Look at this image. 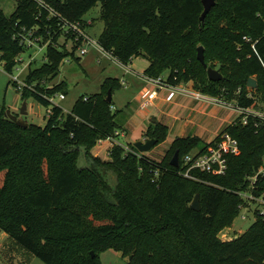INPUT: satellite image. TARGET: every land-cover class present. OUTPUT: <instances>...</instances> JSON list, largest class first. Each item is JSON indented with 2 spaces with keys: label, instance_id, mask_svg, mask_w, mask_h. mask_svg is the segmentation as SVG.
<instances>
[{
  "label": "trees",
  "instance_id": "16d2710c",
  "mask_svg": "<svg viewBox=\"0 0 264 264\" xmlns=\"http://www.w3.org/2000/svg\"><path fill=\"white\" fill-rule=\"evenodd\" d=\"M41 1L59 15L39 0H19L11 15L0 12V62L9 73L27 51L19 39L24 27L52 37L47 61L30 67L27 76L37 91L25 89L23 100L34 97L49 107V96L65 94L64 82L45 84L76 53V47L56 45L62 22H83L101 3L105 28L99 43L124 64L145 56L148 75L170 70L171 82H192L204 93H224L243 105L264 103V0H216L204 21L202 0ZM200 46L209 66L224 75L221 81L210 79L198 58ZM251 77L256 88L248 85ZM120 84L108 78L101 92L79 98L67 113L53 105L44 125L21 126L6 115L7 106L0 108V228L46 264H102L101 254L109 249L121 252L128 264H264L261 208L241 235L220 237L245 204L241 193L251 190L264 200V126L253 119L245 125L238 117L222 131L241 147L239 155H229L225 174L194 169L196 178H189L171 164L176 151L182 163L214 142L197 135L178 136L161 160L134 143L115 144L103 159L92 151L98 141L126 131L125 110L108 101L109 89L114 94ZM169 131L154 119L144 136L158 145ZM197 194L200 210L190 207Z\"/></svg>",
  "mask_w": 264,
  "mask_h": 264
},
{
  "label": "rangeland",
  "instance_id": "374dc122",
  "mask_svg": "<svg viewBox=\"0 0 264 264\" xmlns=\"http://www.w3.org/2000/svg\"><path fill=\"white\" fill-rule=\"evenodd\" d=\"M18 2L19 0H0V12L2 11L6 15H11L16 10ZM82 20L85 24L86 31L98 41L105 28V21L102 18V4L98 3L93 6L83 15ZM60 40L62 43L65 42L64 37H61ZM73 47L74 42L70 39L67 44V49L72 51ZM46 52V48H41L40 46L31 47L21 55L24 62L20 65V68L23 66L28 67L27 64H29L32 57H34L32 68L40 67L47 61V59H45ZM135 60L137 61L136 70L139 72H137V74L142 75L145 72L142 68L149 59L145 56H141L135 57L134 61ZM129 67L132 68L130 63ZM19 71V68H14L12 73H9L4 69L3 61L2 63L0 62V108L2 106H7L13 113L21 115L20 111L23 103L24 101H27L28 114L25 118L30 123L44 125L47 121V110L49 107L36 100L34 97H29L26 100L22 99L21 92H19L16 84L12 81V74L16 75ZM28 71L29 70L25 71L23 77H25ZM128 73L129 72L124 65L117 62L114 57L111 58L108 53L102 52L99 47L95 45L91 46L88 53L84 55H81L80 50L77 49L75 55L70 54L67 56L62 62L58 74L54 77L48 78L45 84L47 86H54L64 82L65 98H61V93H59L54 96L53 103L63 107L65 113H67L72 110L79 98L101 92L102 86L108 78L118 77L121 86L115 89L114 103L119 108H125V112L129 113L130 118L126 127L130 130L131 135L128 138L125 136H119L117 141L123 145H127L128 142L133 141L130 142V144L135 143V141L142 137L141 128L145 126L146 123H149L151 118L155 116L148 113L150 110L152 111L153 106H149L146 109L141 108V103L143 102V85H141L140 81L132 82ZM169 73L170 70L165 71L164 76L167 77ZM139 77L141 78V76ZM188 83L192 84V82ZM260 104L264 107L263 103ZM226 109L232 111L235 117L239 116V113L235 111V109ZM176 137L177 133H174L170 128L166 141L155 145L151 151L145 153L150 158L161 160L168 152L167 149L169 143H171ZM141 139H143V137ZM146 139L147 138L143 140ZM94 148L92 150L93 154L102 156L98 151L94 152ZM106 154L107 151H103V155ZM83 161L85 160L83 159ZM83 161H81V164L84 163ZM250 191L251 190L241 193V197L245 200V204L240 206V214L235 219L233 225L220 232V237L222 239L230 240L241 235L254 222L256 218V209H262L263 200L254 198ZM100 260L102 264H128V261L123 257L122 253L114 249H109L103 252ZM0 264L46 263L0 228Z\"/></svg>",
  "mask_w": 264,
  "mask_h": 264
},
{
  "label": "built area",
  "instance_id": "2783aa9c",
  "mask_svg": "<svg viewBox=\"0 0 264 264\" xmlns=\"http://www.w3.org/2000/svg\"><path fill=\"white\" fill-rule=\"evenodd\" d=\"M42 6H45L49 9L52 15H59L57 14L52 7H49L46 5L43 1L39 0ZM36 28H23V31L19 33L20 41L25 47L27 48V51L34 46H40L41 48L48 49L49 45L53 43L52 37L46 39L43 35L37 34ZM62 33L60 35L59 41L56 45L61 46L62 44H65L67 47L68 41L71 39L74 42V47H76V50H80V54L84 55L88 53L89 48L91 46L97 45L99 49L102 52L108 53L111 58L114 57L115 60L122 65L125 66L128 72L131 71L128 64H124L121 62L118 58H116L111 52L106 50L100 43L99 40L96 41L87 31L85 28V25L81 21L77 22H70L67 20H63L62 22ZM61 37L65 38V42H61ZM26 52V51H25ZM24 53V52H23ZM21 53L17 58V65L15 69L19 68L20 71L18 74L14 75L12 74V81L16 84L17 89L19 92H22L25 89H30L32 91H37V82L29 83L27 81V76L30 71V67H32V63L34 61V57H32L29 64H27L28 67H21L20 65L23 64L24 59L21 57L23 54ZM47 59V56L46 58ZM100 61V60H99ZM28 68V69H26ZM26 70H29L28 73L23 77ZM140 75V74H139ZM143 80L151 86V90H143V102L141 103V108L146 109L149 106H151L154 103L155 98L161 91H171L177 94L187 95L190 97H193L196 100L205 101L211 104L220 105L226 108H233L235 111L239 113L240 122L247 125L250 123V121L253 119L255 120V125L257 127H260L261 125L264 126V107L260 103L261 101H255L254 104L251 105H243L238 100H233L228 98L224 93L220 95H210L206 94L198 89H196L193 84H190L188 82H180V83H174L168 80V78L164 75L160 76H151L147 73H143L140 75ZM125 83V81H124ZM250 87V86H249ZM252 88V87H251ZM240 92V91H239ZM56 96V95H55ZM250 96V95H249ZM53 98L54 96H49L48 99L51 102V105L49 106L47 110L48 117L53 113ZM61 98H65V94L61 93ZM88 97H86L87 99ZM264 105V103H263ZM237 117V118H238ZM236 118V119H237ZM235 119V120H236ZM116 135L119 136H125V131H117ZM117 137H108L107 139H101L99 140L97 145L102 144L104 141L108 140L110 142H113V146L115 144H121L117 141ZM123 145V144H121ZM112 146V147H113ZM127 146V145H125ZM109 149L108 157H110L111 149ZM128 148V147H127ZM241 153V147L240 143L237 138H235L230 132H222L217 135V137L214 139L213 144L205 151L201 152L199 149L195 150L192 153H189L186 155L182 163L180 162V166L182 167L181 173L189 178H196L192 175V171L194 169H198L201 171H207V172H213L216 171L219 175L225 174L228 169V157L229 155H239ZM158 173V170L156 171ZM259 174H264V167L259 171ZM258 175L252 177V183L255 182L258 178ZM253 195V194H252ZM254 198H257L253 195ZM261 199V198H258ZM263 200V199H261ZM264 203V200H263ZM262 212H264V204L262 207Z\"/></svg>",
  "mask_w": 264,
  "mask_h": 264
},
{
  "label": "crops",
  "instance_id": "0c3cea01",
  "mask_svg": "<svg viewBox=\"0 0 264 264\" xmlns=\"http://www.w3.org/2000/svg\"><path fill=\"white\" fill-rule=\"evenodd\" d=\"M137 57H141V56H137ZM134 58L130 62L132 68L130 67L131 71L128 73L131 81L132 82L140 81L141 85H143L144 88L143 90L146 89L151 90L152 89L151 86L145 83V81L139 77L140 75L137 74L138 72L136 70L137 61L136 60L134 61ZM149 64H150V60H148L144 64L142 69L145 71L149 66ZM135 76H137L139 79ZM113 101H114V94H113ZM151 106H153L152 111L150 110L148 113H151V115L153 114L155 116L151 118L149 123L154 119H157L158 121L167 124L169 128L173 130L174 133H177V137L197 135L208 143L212 142L219 133H221L229 124L234 122L235 119L238 117V116L235 117L232 111H228V109L222 106L211 104L205 101L196 100L193 97L177 94L171 91H164V92L161 91L157 95V97L154 100V103ZM115 107L118 109H122L119 108L116 104ZM126 117H127V121L125 123V130H126L125 135L126 138H128L131 135L130 130L126 127L127 122L129 121L130 118L128 112H126ZM149 123H146V125L141 128V135L143 139H145L144 133ZM141 138L138 140H143ZM173 141L169 143L168 149L170 148ZM130 142L128 143L130 144ZM112 146H113V142L106 140L102 144L97 145L94 148V152L98 151L99 154H102L103 157L101 155H96V156H101L103 159H107L109 158L108 157L109 149ZM103 151H107V154L103 155Z\"/></svg>",
  "mask_w": 264,
  "mask_h": 264
},
{
  "label": "water",
  "instance_id": "95a60500",
  "mask_svg": "<svg viewBox=\"0 0 264 264\" xmlns=\"http://www.w3.org/2000/svg\"><path fill=\"white\" fill-rule=\"evenodd\" d=\"M204 4V12L201 16L202 21L206 19V16L208 13L212 10V8L216 5V0H202ZM198 58L203 63V65L207 68L208 75L210 79L214 81H221L224 78V75L216 68L209 66L206 62L205 58V48L204 46H200L198 48ZM248 85L252 88H256L258 86L257 79L254 77L249 78ZM113 100V94L112 89L110 88L108 91V101L111 102ZM28 104L27 101H24L23 106L21 108V115H18L16 113H13L11 109H7L6 115L12 119L13 121H16L17 124L21 126H28L29 122L25 118V116L28 114ZM158 140L156 138H147L146 140H138L134 143L135 147L141 151L142 153L149 152L152 150V148L157 144ZM171 164L175 167L180 166V153L179 151H176L174 154ZM190 207L195 210L201 209V201H200V194H197L195 199L192 201ZM94 254V251L92 252Z\"/></svg>",
  "mask_w": 264,
  "mask_h": 264
}]
</instances>
